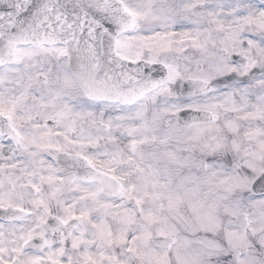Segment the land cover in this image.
<instances>
[{
	"label": "snow or ice",
	"instance_id": "6c2138e0",
	"mask_svg": "<svg viewBox=\"0 0 264 264\" xmlns=\"http://www.w3.org/2000/svg\"><path fill=\"white\" fill-rule=\"evenodd\" d=\"M0 264H264V0H0Z\"/></svg>",
	"mask_w": 264,
	"mask_h": 264
}]
</instances>
